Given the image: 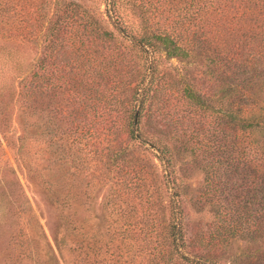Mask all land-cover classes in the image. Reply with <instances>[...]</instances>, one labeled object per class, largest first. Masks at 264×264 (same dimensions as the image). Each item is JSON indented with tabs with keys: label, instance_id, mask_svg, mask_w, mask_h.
Returning a JSON list of instances; mask_svg holds the SVG:
<instances>
[{
	"label": "trees",
	"instance_id": "1",
	"mask_svg": "<svg viewBox=\"0 0 264 264\" xmlns=\"http://www.w3.org/2000/svg\"><path fill=\"white\" fill-rule=\"evenodd\" d=\"M109 2L117 16L113 1ZM5 9L0 4V15ZM11 9L15 15L16 9ZM188 16H192L193 22L191 26H184L183 34L187 37L173 36L162 29L142 30L137 35L130 32L131 43L143 52V59L149 58L150 62L138 70L131 91L125 97L124 107H128L130 113L128 135L138 144L153 148L163 186L170 193L163 230L158 240H151L154 244L148 246L151 252L145 264H264V0H197ZM17 20L22 22L20 28L27 34L15 29L25 41H31L30 33L36 26L34 18L20 15ZM53 25L45 28L56 31L57 26ZM2 28L0 24V42H5L1 39L4 37ZM116 28L121 31L119 26ZM107 32L101 29L102 34ZM63 44L61 39L51 38L43 43V48L55 52ZM158 51H163L165 58L179 60H187L192 51L201 52L209 61L207 73L216 82L214 96L199 90L185 73L172 75L168 71H156ZM59 60V65L46 73L34 70L26 74L15 53L0 43V160L3 161L0 164V210L6 216L22 218L29 230L37 226L45 240L40 221L33 219L30 199L7 155L15 153L13 159L22 162L30 181L40 184L43 193L58 200L62 208H67L75 199L67 177H91L94 170L102 175L103 168L123 175L129 170L125 166L131 168L132 160L124 148L112 150L106 146L101 151L96 148L97 140L88 142L95 133L83 120L77 133L74 129L69 132L60 127L67 111L60 114L59 99L66 104H79L81 112L89 107L99 115L95 110L97 103L92 101L99 98L93 91L95 85L90 88L84 84L86 79L92 81L93 78V82L99 84L106 72L89 58H69L67 62L61 56ZM38 65L41 68L43 64ZM172 99H182L188 105L187 110L178 113L170 109ZM39 100L43 105L37 106ZM52 101L57 104L49 106ZM110 103L109 108L113 109ZM142 110H145L144 122L151 132L139 126ZM204 111L209 113L207 123L196 117ZM13 113L19 129L14 137L9 127ZM153 117L156 120L153 121ZM87 144H93L92 148L85 150ZM185 154L189 160L209 168L208 193L215 197V217L206 227L188 225L180 203L183 182L178 171L184 168L182 163L188 161L187 157L180 158ZM93 158L100 165L94 162L91 166L89 161ZM36 160L43 164L37 166ZM68 167L72 169L69 172ZM59 169L66 174L56 182L53 174ZM124 179H120L124 188L140 193L136 184ZM88 183L85 179L84 185ZM198 201L194 197L191 203L196 206ZM59 219L58 226H62L63 232L73 234L77 247L81 246L80 223L62 214ZM126 230L123 227L116 231L122 238ZM19 234L20 227L9 234L14 246L22 242ZM90 236V249L99 254L94 234ZM51 239L57 248L64 241L62 236ZM234 239L249 247L228 259L224 253ZM149 243L146 238L145 245ZM19 254L27 257L29 252L20 249Z\"/></svg>",
	"mask_w": 264,
	"mask_h": 264
},
{
	"label": "rangeland",
	"instance_id": "2",
	"mask_svg": "<svg viewBox=\"0 0 264 264\" xmlns=\"http://www.w3.org/2000/svg\"><path fill=\"white\" fill-rule=\"evenodd\" d=\"M109 1L0 0V4L6 8L0 15V24L3 26L1 32L4 35L1 39L6 41L0 43L15 53L22 72L28 74L35 70L46 73L55 65H59L60 60H57L61 56L66 60L89 58L98 62L99 68L106 72L105 76L99 84L98 82L95 84L93 78L92 81L86 79L84 85L90 88L95 85L93 91L99 98L92 101L97 103L95 110L99 111V115L93 113L92 108L86 107L81 112L79 104H66L59 99L60 114L67 111L60 127L67 128L69 132L74 129L77 133L80 130V120H83L95 133L87 139L88 142L92 139L97 140L96 148H100L101 151H104L106 146L112 150L124 148L127 156L132 158L131 168L125 166L129 170L127 169L123 175L102 167V175L98 174V170H94V176L91 177L85 176L82 179L73 175L67 177L66 181L71 182L70 189L75 194V199L67 208H62L58 200L43 193L40 184L30 181L22 162L13 159L15 153L7 155L24 193L30 199L33 219L40 221L47 240L37 226H32L29 230L24 226L22 218L6 216L0 210V264H111L114 259H117L116 264H145L149 260L148 253L151 252L148 246L154 244L151 240H158L163 230L161 228L165 222L163 218L170 193L163 186L159 160L155 158L153 148L138 144L128 135L130 113L128 107H124L125 97L131 91L138 70L150 62L149 58L143 59V52L131 43L130 35H137L142 30L149 32L162 29L173 36L179 34L187 37L184 36L183 29L186 24L191 26L193 22L191 12L197 0H112L117 16L113 14ZM11 8L16 9L15 15H12ZM20 15L21 18L23 16L34 18L36 26L30 33L31 41H25V37L20 34L24 33L20 28L22 22L17 20ZM48 24L57 26L56 31L46 29ZM116 26H119L121 31ZM16 27L21 32H18ZM102 28L108 32L102 34ZM51 38L61 39L64 42L62 48L55 52L44 49L43 43ZM201 54L192 51L187 60L186 58L179 60L175 57L165 58L163 51H158L155 58L156 71L164 70L172 75L178 72L185 73L199 90L212 97L216 82L209 77L206 69L209 61ZM42 56L44 60L41 61ZM38 63L43 64L41 68L38 67ZM54 101L49 103V106H55L57 102ZM110 102L114 106L113 109L109 108ZM38 105H43L40 100L37 101ZM168 106L178 113L187 110L188 107L182 99H172ZM208 114V111H204L196 117L202 123H207ZM145 116V110H142L139 114V126L146 132H151L152 129L144 122ZM154 120L156 119L153 117ZM16 125L13 113L9 125L12 137L19 133ZM92 146L93 144H87L83 148L91 149ZM90 152L91 150L89 154ZM185 157L188 161H184L182 163L184 168L178 171L183 182L180 203L188 225L206 227L215 217L213 207L215 197L208 193L209 168L196 160L191 158L189 160L186 154L180 156L182 160ZM2 162L0 160V164ZM94 162L100 165L94 158L89 161L91 166ZM36 163L40 166L43 161L36 160ZM151 163L154 164L152 166L154 168L149 166ZM71 170V167H68V172ZM105 173L106 175H103ZM65 174L59 169L55 171L53 178L60 182ZM122 177L125 178L124 182L131 180L136 184L141 194L135 193L129 187L124 188L120 183ZM85 179L89 181L86 186ZM194 197L199 200L196 206L191 203ZM61 214L67 215L75 223H80L83 235L81 246L77 247L73 234L63 232L62 226H58ZM17 227H20L19 239L22 242L19 246H14L9 240V234ZM123 227H126L127 234L120 238L116 230ZM149 227L150 231L147 229ZM93 234L94 244L98 246L96 252L99 251V254L90 249L92 245L90 235ZM52 236H62L63 244L55 247ZM146 238L150 242L149 245H145ZM248 247L247 243L234 239L229 248H226L224 256L228 259L233 258V255L245 252ZM20 249H25L29 255L22 256L19 254Z\"/></svg>",
	"mask_w": 264,
	"mask_h": 264
}]
</instances>
